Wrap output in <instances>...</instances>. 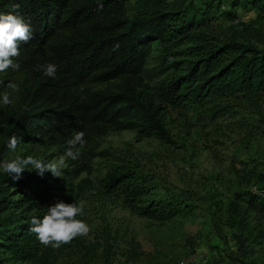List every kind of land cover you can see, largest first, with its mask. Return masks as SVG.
<instances>
[{
    "label": "trees",
    "instance_id": "trees-1",
    "mask_svg": "<svg viewBox=\"0 0 264 264\" xmlns=\"http://www.w3.org/2000/svg\"><path fill=\"white\" fill-rule=\"evenodd\" d=\"M219 0L203 7H184L181 0H0V13H16L32 28V38L20 45L18 71L26 83L10 105L0 107V155L9 151L13 135L20 145L48 141L65 146L76 132L98 135L107 131L135 130L172 142L164 120L169 110L192 105L210 112L213 119L231 107L258 109L264 106V41L260 33L225 31L210 13L225 8ZM102 4L103 7H98ZM127 5H132L128 13ZM228 6V5H227ZM222 11L227 19L239 17L237 8L254 10L264 18V0H230ZM232 30V29H231ZM153 50L154 68L147 63ZM55 64V78L46 77L39 66ZM11 68L6 72H12ZM156 81H153V79ZM5 82L0 77V94ZM112 86L90 88L86 83ZM256 129L264 132V119ZM77 160L61 177L25 170L19 180L0 175V264H90L99 244L85 243L82 236L59 248L42 245L30 231L31 219L42 218L57 202H80L85 187L69 178L89 170ZM255 190L235 192L230 213L240 218L252 213L256 224L264 223V173L254 181ZM101 187L117 193L126 206L140 216L168 221L182 214L183 200L150 196L147 181L133 167L117 165L104 176ZM80 219V216L77 217ZM256 228V227H254ZM106 243L109 233H106ZM257 237H263L259 229ZM249 236L236 235L245 257L253 253ZM131 255L140 254L131 239Z\"/></svg>",
    "mask_w": 264,
    "mask_h": 264
},
{
    "label": "rangeland",
    "instance_id": "rangeland-1",
    "mask_svg": "<svg viewBox=\"0 0 264 264\" xmlns=\"http://www.w3.org/2000/svg\"><path fill=\"white\" fill-rule=\"evenodd\" d=\"M181 1L184 7L192 9L203 7L205 2L215 5L219 0ZM229 2L223 0L225 8L210 13L214 23L247 38L249 34L260 33L264 41V18L257 17L254 10L238 7L239 17L229 20L222 13L229 8ZM127 11L132 13V5H127ZM156 54L153 50L148 69L154 68ZM0 77L6 80L0 97L9 92L14 101L18 91L13 92L7 84L13 82L20 90L26 83L25 74L4 71ZM85 85L97 89L112 86V82ZM261 118L264 119V106L231 107L223 116L213 119L209 111L192 105L165 113L172 142L142 137L131 129L109 130L101 135L90 131L78 159L66 158L61 169V174L67 176L63 171L73 169L77 160H88L87 148L93 153L89 170L69 178L73 185L81 183L85 187L80 198L85 204L80 219L90 226V232L82 237L85 243L101 246L90 264H264V223L256 224L250 212L233 217L229 209L233 194L255 190L254 181L264 173V132L255 128ZM66 151L65 146L48 141L19 145L15 153L1 154L0 164L17 155L56 162ZM120 164L138 165L139 176L147 181L150 196L183 200L187 205L185 211L171 220L156 221L126 206L121 195L106 193L101 182L110 169ZM0 175L7 176L2 168ZM259 229L263 237H257ZM106 233L110 234L108 243ZM239 233L249 236L248 243L254 249L247 257L238 249ZM131 239L138 243L140 251L134 259L129 258Z\"/></svg>",
    "mask_w": 264,
    "mask_h": 264
},
{
    "label": "clouds",
    "instance_id": "clouds-1",
    "mask_svg": "<svg viewBox=\"0 0 264 264\" xmlns=\"http://www.w3.org/2000/svg\"><path fill=\"white\" fill-rule=\"evenodd\" d=\"M19 7V4H14L12 12L0 13V72L9 68L14 71L20 69V64L15 58L20 55V45L27 44L33 35L31 26L16 14ZM98 7L102 8L103 5L98 4ZM39 68L43 70L46 77L55 78L57 73L55 64L49 63ZM7 88L13 92L19 91L18 85L13 82H9ZM0 99L5 106L13 103L9 92H4ZM84 135L82 131L76 132L67 141L68 149L65 155L56 162L45 163L42 159L32 155H17L10 160H4L0 168L14 181L19 180L26 169H34L40 175L48 171L55 177H61V169L66 165V158L78 159L82 147L86 144ZM21 142L20 137L13 135L7 141V149L15 153ZM84 207L83 201L78 203L57 202L47 208V213L42 218L33 217L31 219L30 231L35 234L42 245L59 248L70 243L74 238L86 236L90 232V226L84 220L77 218L83 215Z\"/></svg>",
    "mask_w": 264,
    "mask_h": 264
},
{
    "label": "built area",
    "instance_id": "built-area-1",
    "mask_svg": "<svg viewBox=\"0 0 264 264\" xmlns=\"http://www.w3.org/2000/svg\"><path fill=\"white\" fill-rule=\"evenodd\" d=\"M202 257V256H201Z\"/></svg>",
    "mask_w": 264,
    "mask_h": 264
}]
</instances>
